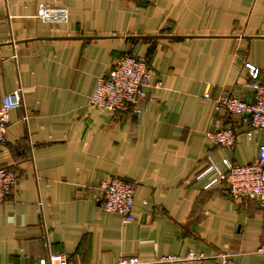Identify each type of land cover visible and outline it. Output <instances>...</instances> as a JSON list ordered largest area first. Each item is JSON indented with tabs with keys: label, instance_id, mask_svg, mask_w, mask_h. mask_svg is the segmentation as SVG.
<instances>
[{
	"label": "crops",
	"instance_id": "crops-1",
	"mask_svg": "<svg viewBox=\"0 0 264 264\" xmlns=\"http://www.w3.org/2000/svg\"><path fill=\"white\" fill-rule=\"evenodd\" d=\"M45 6L67 7L68 22H44ZM131 51L161 86L139 115L92 107L98 79ZM0 57V95L24 89L0 146V167L19 177L0 202V264L49 252L196 264L190 251L264 264V208L198 178L208 156L222 169L224 158L246 165L264 142L216 109L222 93L252 99L248 63L264 80V0H0ZM228 127L239 132L233 148L207 137ZM115 175L136 183L131 223L100 206V183ZM169 255L183 259L161 261Z\"/></svg>",
	"mask_w": 264,
	"mask_h": 264
},
{
	"label": "built area",
	"instance_id": "built-area-1",
	"mask_svg": "<svg viewBox=\"0 0 264 264\" xmlns=\"http://www.w3.org/2000/svg\"><path fill=\"white\" fill-rule=\"evenodd\" d=\"M39 17L48 23H66L69 10L65 6H45ZM17 60L18 55L13 54ZM5 58L0 57V68ZM251 80L249 87L252 99L247 101L240 96L222 93L216 99V109L225 110L230 115L239 116L241 124L247 126L246 135L249 140L257 138L264 131V80L260 79V71L255 65L248 63ZM154 69L150 59L133 51L121 56L112 71L100 77L96 87L89 97L92 107L104 109L110 113L142 112L141 104L151 98L148 88L161 86L160 82L152 83ZM208 96V94L206 95ZM24 106V89H17L0 95V146L6 142V134L10 124L11 111ZM27 118V117H26ZM239 132L236 127H228L218 131H208L207 137L217 146L233 148ZM225 169H222L212 156L207 157V164L198 178L208 176L207 188L222 183L232 199L253 200L260 208H264V142L259 144L257 158L246 165H238L229 158L223 159ZM17 173L9 167H0V202H3L18 184ZM134 181L120 176H110L102 180L99 186L100 206L103 210L120 214L124 223L135 220L132 213L135 200ZM264 251V247L261 248ZM211 257L221 258V264H227L228 254L207 255L190 251L186 259L196 264H211ZM178 256H164L161 261L175 262L182 260ZM185 259V258H184ZM37 264H91L72 261L62 253L49 252L38 259ZM113 264H142L135 256L122 257Z\"/></svg>",
	"mask_w": 264,
	"mask_h": 264
}]
</instances>
